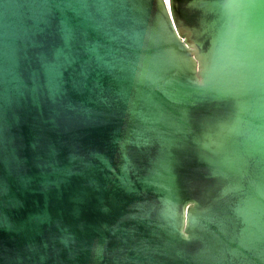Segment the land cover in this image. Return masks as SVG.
Wrapping results in <instances>:
<instances>
[{
    "label": "water",
    "instance_id": "water-1",
    "mask_svg": "<svg viewBox=\"0 0 264 264\" xmlns=\"http://www.w3.org/2000/svg\"><path fill=\"white\" fill-rule=\"evenodd\" d=\"M0 264H264V0H0Z\"/></svg>",
    "mask_w": 264,
    "mask_h": 264
}]
</instances>
